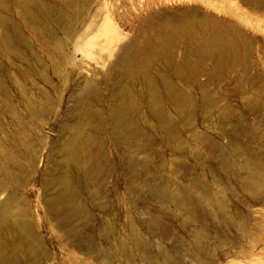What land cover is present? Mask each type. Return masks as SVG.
I'll return each instance as SVG.
<instances>
[{"label": "rangeland", "instance_id": "rangeland-1", "mask_svg": "<svg viewBox=\"0 0 264 264\" xmlns=\"http://www.w3.org/2000/svg\"><path fill=\"white\" fill-rule=\"evenodd\" d=\"M5 1L25 42L8 47L0 40L3 74L17 81H6L8 93L0 91V146L9 151V168L14 167L10 178L1 174L0 183L35 218L41 255L34 262L12 244L16 257L10 264H46L47 253L48 264H264L255 257L253 243L257 222L264 235V0H84L77 29L88 28L89 18L96 26L92 22L95 27L85 36L79 32L78 41L98 34L90 35L92 43L84 40L74 63L64 66L57 61L74 50L73 41L62 45L49 39ZM42 1L73 12L60 0ZM112 23L120 35L112 39L120 40L116 46L111 39L110 49L108 40L101 54L94 43L104 42ZM121 62L150 77L158 89L144 81L133 85L136 103L127 112V125L115 124L122 127L116 129L113 103L128 86L121 79ZM30 107L37 108L35 115ZM82 112L95 114L86 128L98 136L92 134L95 139L87 145L95 161L87 165L86 184H78L86 211L78 223L63 227L49 218L47 197L58 186L47 183L58 172L70 128L85 121Z\"/></svg>", "mask_w": 264, "mask_h": 264}, {"label": "bare ground", "instance_id": "bare-ground-1", "mask_svg": "<svg viewBox=\"0 0 264 264\" xmlns=\"http://www.w3.org/2000/svg\"><path fill=\"white\" fill-rule=\"evenodd\" d=\"M13 2V4L18 8V11H19V14L21 15V18L24 19L28 24H31L32 26H34L35 28H37L40 32H44L45 35L48 36L49 39H54V38H57V40L63 45V43H65V39H71L73 41V47H74V50L73 51H69L67 50L68 52L65 51V53L61 54L60 55V60L57 61L58 65L60 66H64L68 63H74L75 61V53L80 49V46L81 44L83 43V41L85 40L87 43H92L93 42V39H90V35H94V34H98L97 32L90 34L91 32L88 30L91 28V31H93L92 29L96 26V24L93 22V18H91L93 21H89L88 19V22H92L95 24V26H93V28L91 27L92 25L90 23L89 26L87 25L88 28H84L82 27V29L84 28L86 30H88L90 33V35H87L89 37H86L84 38L83 37V41H78V37L82 40V36H79V32L81 33L82 31L80 30L81 28H78L77 29V25L80 21V15H81V10L83 9V7L85 6V1L84 0H60L64 6H70L73 8V12L72 13H66L65 11L63 10H58V9H54V7L51 6V4L45 2V1H42V0H11ZM247 1V0H246ZM254 2V1H253ZM250 3V2H249ZM257 4V3H256ZM257 6V5H256ZM259 6V5H258ZM7 7H8V3H6L5 0H0V40L8 47H12L13 45H16L15 43H24L25 42V35L22 31V29L19 27V25L17 24V22L15 21V19H13L11 16L7 15L6 11H7ZM83 12V10H82ZM106 12V11H105ZM109 11L107 10L106 12V15L107 17L110 15L107 14ZM39 14L41 16L42 19H44L48 25H44L42 26V23H41V18L39 17ZM105 15V16H106ZM110 17V16H109ZM109 17L105 19L108 21H106V23H109L111 22ZM86 18V17H85ZM111 18V17H110ZM87 19V18H86ZM83 20V18H82ZM104 21V20H103ZM84 22V20H83ZM105 22V21H104ZM83 24V23H82ZM102 24H105V23H102ZM84 25V24H83ZM82 25V26H83ZM100 26V24H99ZM98 26V28H102L103 26L101 25L100 27ZM90 27V28H89ZM99 29V32L100 30L102 31V29ZM116 28V29H115ZM118 28L115 27V25L112 23L110 25H108V33H107V36L104 40V42H98V43H94L95 45H99L100 47H98L97 49L100 50L99 52L101 53V51L103 52L104 51V48L108 45H106L105 43H108V40H109V49L110 47H113V43L110 42V40L112 38H114L115 36V33L117 35V30ZM56 30H59L62 34H63V37H60L58 38L56 36V33L55 31ZM98 30V29H96ZM95 30V31H96ZM83 31V32H84ZM82 32V34H84ZM107 32V31H106ZM204 34V33H203ZM92 35V36H93ZM85 36V34L83 35ZM91 36V37H92ZM205 36V35H204ZM213 36V34H212ZM95 37V36H93ZM117 37H120V35ZM116 37V38H117ZM214 37V36H213ZM218 37V36H216ZM222 37V36H221ZM89 38V40H88ZM115 38V39H116ZM207 38V37H206ZM119 39V38H117ZM209 39V38H208ZM222 39V38H220ZM219 39V40H220ZM120 40V39H119ZM119 40H117L116 42L114 41V39H112L111 41L115 42L116 46L119 42ZM215 40V39H213ZM211 40V41H213ZM218 40V39H217ZM214 42V41H213ZM212 42V43H213ZM224 43V41H222ZM104 43V44H103ZM211 43V44H212ZM220 43V42H219ZM222 43V44H223ZM218 45V44H216ZM204 46V45H203ZM202 47V45H201ZM206 47V46H205ZM204 47V48H205ZM214 47H215V44H214ZM223 47H224V44H223ZM100 48V49H99ZM114 48V47H113ZM200 48V47H199ZM105 49H108V46L105 48ZM201 49V48H200ZM206 49V48H205ZM220 49V48H218ZM97 50V51H98ZM113 50V49H112ZM116 50V49H115ZM212 50V49H211ZM224 50V48H223ZM106 51V50H105ZM110 51V50H109ZM199 51V50H198ZM206 51V50H205ZM222 51V50H221ZM225 51V50H224ZM112 52V51H111ZM203 52V51H202ZM209 52V51H208ZM213 52V51H212ZM99 53V54H100ZM106 53H110L108 51H106ZM102 54V53H101ZM100 54V55H101ZM204 54V53H203ZM212 54V53H211ZM108 55H111V54H108ZM210 56V55H209ZM97 58V57H96ZM124 58V57H123ZM18 59L21 61V62H24L26 61L25 58L23 57H18ZM94 60V58H93ZM129 60V59H128ZM96 61V60H94ZM119 63H120V59L118 60ZM99 62V61H98ZM97 62V63H98ZM117 62V61H116ZM122 64L121 65H124L125 62H121ZM128 63V62H127ZM116 65V63H114ZM55 65V63L53 64ZM75 65V64H74ZM126 65H129V64H125L124 66H120L121 67H124L123 69H125V67H127ZM111 66H114L113 64ZM119 66V64H118ZM135 66V65H134ZM140 66V65H139ZM58 67V66H57ZM55 68V66H54ZM81 68V67H80ZM114 68V67H113ZM128 68V67H127ZM127 68L125 69V71L123 70L121 72V79L122 80H126L127 83H128V86L126 88L123 87V89H120L121 93H120V96H119V103L117 102H114L111 101L114 105H113V110H112V115H113V118L115 120L116 123H114V128H116L115 124L119 125V126H123V125H127V112L132 109L135 105L136 102H134L132 96H131V87L133 85H135L137 82H140V81H144L146 84H148L150 86V88L155 91V89H158L157 87V83L155 81H153L150 77L148 76H144V77H140V74H138L137 72H134V71H130V70H127ZM130 68V67H129ZM132 68V67H131ZM78 69V68H77ZM82 69V68H81ZM95 68H93L94 70ZM112 69V67H111ZM140 69V68H139ZM3 71H6L4 69V65H3V61L0 60V91L3 92V93H8V87H7V83L6 81H11L12 83H16L17 81L15 79H13V77L11 75H6V74H3ZM93 72V71H92ZM91 72V73H92ZM95 72H96V69H95ZM93 73V74H96V73ZM80 74V73H79ZM93 74H91L93 76ZM47 76V75H46ZM44 77V79L50 83V80L48 77ZM120 76V75H119ZM95 77V76H94ZM98 76H96L97 78ZM60 78V77H59ZM165 82L168 84V79L165 77L164 78ZM14 80V81H13ZM86 80V79H85ZM95 81V79H93ZM92 80V81H93ZM120 80V79H119ZM53 82V81H52ZM67 82H68V79H67ZM91 82V79H88V81H86V83H89ZM142 83V82H140ZM165 83V84H166ZM67 84V83H66ZM101 84V83H100ZM117 84V83H116ZM125 84V83H123ZM51 85V83H50ZM97 86V85H96ZM80 87V86H79ZM93 88V86H92ZM136 88V86H135ZM82 90V89H81ZM119 90V89H118ZM86 91V90H85ZM80 92V90H79ZM113 92H116V91H113ZM158 92V91H157ZM24 93V91H23ZM26 93V92H25ZM84 93V91H83ZM86 93V92H85ZM152 93V91H151ZM96 94V92L94 93ZM117 94V93H116ZM153 94V93H152ZM28 95V94H27ZM80 95V93H79ZM113 95V94H112ZM115 95V94H114ZM135 95V94H133ZM137 95V94H136ZM135 95V96H136ZM155 95L154 94V99H155ZM75 96V95H74ZM73 96V97H74ZM88 96V95H87ZM95 96V95H94ZM152 96V95H151ZM152 96V97H153ZM28 97V96H27ZM72 97V96H71ZM81 97V95H80ZM115 97V96H114ZM151 97V98H152ZM32 99V96L29 97ZM82 99V97H81ZM86 99H89V98H86ZM109 99V98H108ZM112 99V98H111ZM138 99V98H137ZM153 99V100H154ZM47 100H49V97L47 98ZM78 100V99H77ZM80 100V99H79ZM90 102L91 99H89ZM151 100V99H150ZM26 101V100H25ZM50 101V100H49ZM81 101V100H80ZM79 101V103H80ZM99 101V100H98ZM136 101V100H135ZM88 102V101H87ZM86 102V103H87ZM109 102V101H108ZM42 103V102H41ZM52 103V102H51ZM76 103V101H75ZM103 103V102H101ZM110 103V102H109ZM174 103V102H173ZM26 104V103H25ZM32 104V103H31ZM78 104V102H77ZM153 104V103H152ZM159 105V102L157 103ZM30 105V104H29ZM37 105V104H36ZM44 105V104H43ZM74 105V104H73ZM76 105V104H75ZM85 105V104H84ZM83 105V107L85 108V106ZM89 105V104H87ZM111 105V104H110ZM138 105V104H137ZM154 105V104H153ZM156 105L155 103V106H158ZM31 106H34V105H31ZM80 106V105H79ZM160 106V105H159ZM15 107V106H14ZM37 107V106H36ZM82 107V106H81ZM87 107V106H86ZM91 107V106H90ZM88 107V109L90 108ZM101 107V106H99ZM35 108V106H34ZM38 108V107H37ZM36 108V109H37ZM79 108V107H78ZM93 108V107H92ZM96 108V107H95ZM140 108V107H138ZM150 108V107H149ZM155 108V107H154ZM14 109V108H13ZM36 109H29L30 113H32L33 115H35L36 113ZM43 109V107H42ZM80 109V108H79ZM78 109V110H79ZM87 109V108H86ZM85 109V111H87ZM102 109V108H101ZM112 109V108H111ZM153 109V108H151ZM150 109V110H151ZM160 109V108H159ZM90 110V109H89ZM88 110V111H89ZM95 110V109H94ZM97 110V108H96ZM103 110V109H102ZM100 110V111H102ZM157 110V109H156ZM83 111V110H82ZM98 111V112H100ZM154 111V110H153ZM16 112V111H15ZM74 112V111H73ZM81 112V110H80ZM104 112V111H102ZM157 112V111H155ZM154 112V113H155ZM40 113V112H39ZM77 113V112H76ZM83 114H85V112H82ZM101 113V112H100ZM15 114V113H14ZM41 114V113H40ZM81 114V113H80ZM90 114V115H89ZM102 114V113H101ZM32 115V116H33ZM37 115V114H36ZM72 115V114H71ZM86 116L84 117L85 121H83L84 123L78 121L77 122V125L73 128L71 127L70 128V135L68 136V140L66 139V141L64 140V146L62 147L64 152H63V156L62 158H58V159H61V161L59 162L58 164V172L53 175V177L51 178V181L47 184H56L58 186L57 188V191L56 193H54L53 195L47 197L49 198L47 201H46V209H47V212H48V215H49V218L54 220L56 224H59V225H72L74 223H78L79 221H77L81 216L82 214L85 213L86 211V207L85 205L81 202V187L79 188L78 184L79 185H85L86 182H87V165L92 163L93 161H95V153L89 151L87 149V145L89 143V141H92L95 139V137H93L92 134L95 135V133H92L90 130L91 133H89L86 128L88 126H91L92 124V121H93V118H95V114L94 113H86L85 114ZM101 117V115H99ZM106 116V114H105ZM33 117H37V116H33ZM32 117V118H33ZM103 117V116H102ZM101 117V118H102ZM31 118V119H32ZM78 118H82L81 115L78 116ZM164 118V117H163ZM168 118V117H167ZM16 119V118H15ZM20 120H22V118L20 117L19 118ZM35 119V118H34ZM33 119V120H34ZM98 119V118H97ZM107 119V118H106ZM24 120V119H23ZM22 120V121H23ZM37 120V119H36ZM83 120V118H82ZM1 121V120H0ZM25 122V120H24ZM67 122V121H66ZM69 123H71L69 121ZM112 123V122H111ZM40 124V123H39ZM73 124V123H72ZM130 124V123H128ZM2 125V123H1ZM20 125V124H19ZM34 125V124H33ZM74 125V124H73ZM98 125V124H97ZM166 125V124H165ZM72 126V125H71ZM2 127V126H1ZM67 127V126H66ZM4 128V126H3ZM69 129V127H67ZM66 128V129H67ZM95 128L96 127V124H95ZM101 128V126H100ZM113 128V129H114ZM117 128H122V127H117ZM116 128V129H117ZM163 128V127H162ZM166 128H169V127H166ZM7 129V128H6ZM17 129V128H16ZM88 129V128H87ZM104 129V127H103ZM101 129V130H103ZM112 129V130H113ZM118 129V130H119ZM165 129V128H164ZM89 130V129H88ZM170 130V128H169ZM13 131V130H12ZM20 131V130H19ZM105 131V130H104ZM115 131V129L113 130ZM123 131V130H122ZM22 134H23V131H21ZM168 132V130L166 131ZM170 132V131H169ZM168 132V133H169ZM28 133V132H27ZM69 133V132H68ZM113 134H115L117 136V133H114L112 132ZM124 133V132H123ZM127 133V131H126ZM61 134V133H60ZM18 135V134H17ZM24 135V134H23ZM31 135V134H30ZM122 135V134H121ZM5 136V135H4ZM16 136V135H14ZM170 136V135H169ZM6 137L8 138V136L6 135ZM20 137V136H19ZM98 138V136H96ZM16 138V137H15ZM67 138V137H66ZM96 138V140H97ZM33 139V138H32ZM62 139V138H61ZM65 139V138H64ZM123 139V137H122ZM8 140V139H6ZM11 140V139H10ZM9 140V142H10ZM23 140V139H22ZM25 140V139H24ZM95 140V141H96ZM104 140V139H103ZM29 141V140H28ZM32 141H35V138L34 140ZM114 141V140H113ZM124 141V139H123ZM1 142V141H0ZM121 142V141H120ZM119 142V143H120ZM259 142V141H258ZM3 143V142H2ZM11 143V142H10ZM22 143V142H21ZM29 143V142H28ZM33 143V142H32ZM61 143V142H60ZM121 143H124V142H121ZM120 143V144H121ZM126 143V142H125ZM124 143V144H125ZM95 145V143H93ZM103 144V143H102ZM12 145V144H11ZM93 145V147H94ZM241 145V144H240ZM3 146V145H2ZM0 146V176L1 174L4 176V174L6 175L5 179L7 178H10L11 176V169L14 168L12 167L11 169L9 168L10 167V159H11V155L9 156V151H7V149H5V147H2ZM101 147V146H100ZM27 148V147H25ZM60 148V146H59ZM58 148V149H59ZM13 149V148H12ZM29 149V148H28ZM95 150V149H94ZM54 151V150H53ZM127 151V150H126ZM36 152V151H35ZM60 152V150H59ZM61 152H62V149H61ZM95 152H98V151H95ZM262 152V150H261ZM264 152V151H263ZM12 153V152H11ZM108 153V152H107ZM246 153H249L250 152H246ZM98 154V153H97ZM259 154V153H258ZM262 154V153H261ZM31 156V155H30ZM124 156V155H123ZM251 156V155H250ZM32 157V156H31ZM13 158V157H12ZM16 158V157H15ZM55 158V157H54ZM57 158V157H56ZM17 159V158H16ZM117 159V158H116ZM3 160H6V161H3ZM8 161V162H7ZM18 161V160H17ZM32 161V160H31ZM11 162V161H10ZM20 162V161H19ZM53 162V161H52ZM260 162V161H259ZM57 163V162H56ZM103 163V162H102ZM106 163V161L104 162ZM228 163V162H227ZM34 164V163H33ZM224 164V163H223ZM257 164V163H256ZM13 166V164H11ZM18 165V164H17ZM16 165V166H17ZM97 165H99L97 163ZM108 165V164H107ZM258 165V164H257ZM260 165V164H259ZM57 166V165H56ZM24 168V166H22ZM54 167V166H53ZM105 167V166H104ZM114 167V166H113ZM259 167V166H258ZM17 168V167H16ZM20 168V167H19ZM51 168V167H50ZM260 168V167H259ZM254 169V168H253ZM13 170V169H12ZM264 170V168H263ZM2 171V172H1ZM95 172V171H94ZM97 173V172H96ZM128 173V172H127ZM19 174V173H18ZM256 174V173H255ZM252 175V174H251ZM254 175V174H253ZM257 175V174H256ZM46 176V175H44ZM94 176V175H93ZM250 177V176H249ZM253 177V176H252ZM4 178V177H3ZM14 178V177H13ZM108 178V177H107ZM110 178V177H109ZM255 178V177H253ZM5 179H2V181H4ZM14 180V179H13ZM261 180H263L261 178ZM260 180V182H261ZM107 181H110L107 180ZM239 181V180H238ZM52 182V183H51ZM105 182V181H104ZM146 182V181H145ZM112 183V182H111ZM147 183V182H146ZM145 183V184H146ZM106 184V182H105ZM261 184V183H260ZM107 185V184H106ZM148 185V183H147ZM7 186V185H6ZM45 186V184H44ZM48 186V185H47ZM153 186V185H151ZM49 187V186H48ZM51 187V186H50ZM106 187V186H105ZM14 188V187H13ZM152 188V187H150ZM253 188V186H252ZM5 189H7V187H5ZM86 189V188H85ZM105 189V188H104ZM153 189V188H152ZM99 190V189H98ZM4 187H3V184L0 183V264H10L11 261L16 257L15 256V252L13 249H24L25 252H28V255L29 256H33L34 258L35 257H38L41 256V255H37L38 254V245H39V236L36 232V223H35V218L33 219L31 217V214L29 213V211L27 209H22V208H19V204H18V201L17 199H19V197L17 198V196L15 194H13L12 192L10 193H7L5 194L4 192ZM10 191V190H9ZM55 191V190H54ZM93 191V190H92ZM151 191V190H150ZM255 191V190H253ZM207 191H205L206 193ZM209 192V191H208ZM95 194V192H92ZM96 193L99 194V191L97 192L96 190ZM158 194H162L161 193H158ZM183 194V193H182ZM259 194V193H258ZM4 195V196H3ZM24 195V194H23ZM154 195V194H153ZM207 195V194H206ZM264 195V194H263ZM92 196V195H91ZM155 196V195H154ZM260 196V195H259ZM262 196V194H261ZM24 196H22L23 198ZM159 197V196H158ZM21 198V197H20ZM94 198V197H93ZM26 199V197H25ZM161 199V198H160ZM209 199V198H208ZM257 199V198H256ZM260 199V197H259ZM20 200V199H19ZM92 200V198H91ZM98 200V199H97ZM179 200V198H178ZM182 200V199H181ZM254 200V199H253ZM261 201V200H260ZM23 202V200H22ZM99 202V201H98ZM95 203V202H94ZM238 204V203H237ZM259 204V203H258ZM101 205V204H100ZM260 206V205H259ZM258 206V207H259ZM263 206V205H262ZM238 207V205L236 206ZM256 207V206H255ZM91 210V209H90ZM237 210V208H236ZM243 211V210H241ZM91 213V211H89ZM94 212V211H93ZM106 212V211H105ZM246 212V211H245ZM244 213V212H243ZM89 214V213H88ZM246 217V216H245ZM85 218V217H84ZM88 218V217H87ZM83 220V219H82ZM77 221V222H76ZM92 221V220H91ZM103 221V220H102ZM114 221V220H113ZM247 221V220H246ZM264 221V220H263ZM43 221L39 220L38 219V227L42 226ZM81 222V221H80ZM127 222V221H126ZM89 223V222H88ZM111 223V222H110ZM127 224V223H126ZM115 225V224H114ZM76 226V225H75ZM74 226V227H75ZM111 226V225H110ZM92 228V227H91ZM107 228V227H106ZM100 229V228H99ZM79 230V228H78ZM81 230V228H80ZM79 230V231H80ZM102 230V229H101ZM260 230H261V224L260 222H257L256 224V232L255 233V236L253 237V243H254V247L255 249L257 250V252L255 253V257L257 258L258 261H264V255L262 253V250H264V235L262 236V234L260 233ZM68 231V230H67ZM76 231V230H75ZM74 232V231H73ZM103 233V232H102ZM85 234V233H84ZM83 234V235H84ZM240 234V233H239ZM5 235V236H4ZM82 235V236H83ZM94 235V234H93ZM108 236V235H107ZM110 236V235H109ZM12 237V238H11ZM111 238V237H110ZM246 239V238H245ZM244 239V240H245ZM248 239V238H247ZM246 239V240H247ZM78 240V239H77ZM96 240V238H95ZM119 240V239H118ZM86 240H84L85 242ZM43 242V241H42ZM83 242V243H84ZM91 240L88 238V243H90ZM239 242V241H238ZM81 243V244H83ZM12 244L15 246L13 249H12ZM85 244V243H84ZM91 244V243H90ZM89 244V245H90ZM193 244V243H192ZM44 245V244H43ZM87 245V244H86ZM123 246V245H121ZM88 247V246H87ZM90 247V246H89ZM88 247V248H89ZM92 247V246H91ZM90 247V248H91ZM245 247V246H244ZM89 248V249H90ZM87 249V248H86ZM101 249V248H100ZM12 251L13 253H11V255H7L8 254V251ZM44 250V249H43ZM46 250V249H45ZM44 250V252H45ZM84 250V249H83ZM198 250V249H197ZM85 251V250H84ZM102 251V250H101ZM116 251V250H115ZM120 251V250H119ZM124 251V250H123ZM83 252V251H82ZM201 252V251H200ZM18 254V253H16ZM163 254V253H162ZM192 255V254H191ZM254 257V256H253ZM252 257V258H253ZM254 257V258H255ZM37 258V259H38ZM46 264H48V262L50 263V257L47 253L46 255ZM110 258V257H109ZM253 258L254 262H255V259ZM32 261L34 260L33 258H31ZM31 259L29 258V262L31 261ZM35 258L34 262L37 260ZM195 259V258H194ZM193 259V260H194ZM239 259V258H238ZM44 260V259H43ZM191 260V259H190ZM249 260V259H248ZM247 260V261H248ZM38 262V261H37ZM36 262V263H37ZM42 262V261H41ZM193 262V261H192ZM252 262V261H251ZM40 263V262H39ZM122 263V262H121ZM199 263V262H198ZM248 263H250L248 261ZM31 264V263H30ZM33 264V262H32ZM35 264V263H34ZM196 264V263H195ZM227 264H236V262H234V260H228L227 261ZM244 264V263H243ZM261 264V263H260Z\"/></svg>", "mask_w": 264, "mask_h": 264}]
</instances>
